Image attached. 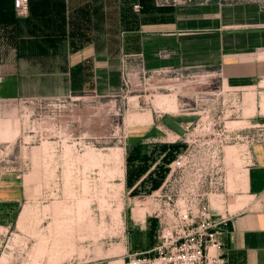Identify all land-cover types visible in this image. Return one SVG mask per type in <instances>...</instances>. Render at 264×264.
Listing matches in <instances>:
<instances>
[{"label":"rangeland","instance_id":"obj_1","mask_svg":"<svg viewBox=\"0 0 264 264\" xmlns=\"http://www.w3.org/2000/svg\"><path fill=\"white\" fill-rule=\"evenodd\" d=\"M106 1L114 29L122 21L131 28L140 1ZM184 1L192 0H151L155 6ZM122 59L115 95L86 86L52 93L56 80L24 79L14 87L0 79V129L15 131L0 140V264H77L105 253L124 264L127 252L154 243L148 194L177 148L179 121L220 100L219 77L209 67L154 70L138 56ZM241 91L236 119L243 115ZM238 127L234 147L241 158L247 143L264 141V120Z\"/></svg>","mask_w":264,"mask_h":264},{"label":"crops","instance_id":"obj_2","mask_svg":"<svg viewBox=\"0 0 264 264\" xmlns=\"http://www.w3.org/2000/svg\"><path fill=\"white\" fill-rule=\"evenodd\" d=\"M139 1L132 27L122 21L114 29L118 23L113 24L106 0H27L21 13L12 0H0V79L14 87L24 79L56 80L52 93L86 86L96 95H115L121 88L122 55L131 54L145 69L213 68L226 121L237 128L264 120L262 113L257 118L264 110V0L162 6ZM236 89L242 90L243 102L237 119ZM159 124L165 122L159 119ZM13 133L0 129V140ZM245 147L241 158L227 148L232 169L224 203L232 215L223 254L227 264H264V141ZM77 264H122V257L105 253Z\"/></svg>","mask_w":264,"mask_h":264},{"label":"built area","instance_id":"obj_3","mask_svg":"<svg viewBox=\"0 0 264 264\" xmlns=\"http://www.w3.org/2000/svg\"><path fill=\"white\" fill-rule=\"evenodd\" d=\"M12 5L21 13L27 0H12ZM226 115L216 101L203 104L194 119L182 124L173 139L181 146L148 194L149 215L156 220L154 243L127 252L124 264H227L223 241L232 213L224 201L232 163L226 147L236 144L238 134Z\"/></svg>","mask_w":264,"mask_h":264},{"label":"bare ground","instance_id":"obj_4","mask_svg":"<svg viewBox=\"0 0 264 264\" xmlns=\"http://www.w3.org/2000/svg\"><path fill=\"white\" fill-rule=\"evenodd\" d=\"M168 101V100H167ZM168 104V106L167 107H169L170 109H173L174 107H175V105L173 104V98H172V100L170 99L169 100V102H167ZM235 145H228L227 147H226V153H227V148L229 149V150H231V151H233V152H235V149H236V153H237V148H235L234 147Z\"/></svg>","mask_w":264,"mask_h":264},{"label":"trees","instance_id":"obj_5","mask_svg":"<svg viewBox=\"0 0 264 264\" xmlns=\"http://www.w3.org/2000/svg\"><path fill=\"white\" fill-rule=\"evenodd\" d=\"M177 143H178V144H177V148H176V150H178V149L180 148V146H181V143H180V142H177ZM176 150H175V151H176ZM173 154H174V153H173ZM172 156H173V155H172ZM172 156H171V157H172Z\"/></svg>","mask_w":264,"mask_h":264}]
</instances>
